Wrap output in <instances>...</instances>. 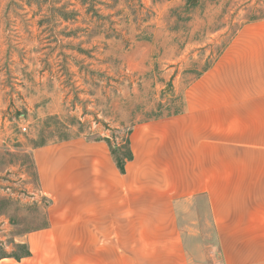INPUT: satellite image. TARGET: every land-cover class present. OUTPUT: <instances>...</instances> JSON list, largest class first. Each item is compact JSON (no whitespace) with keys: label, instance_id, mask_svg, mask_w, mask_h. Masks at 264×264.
Wrapping results in <instances>:
<instances>
[{"label":"rangeland","instance_id":"obj_1","mask_svg":"<svg viewBox=\"0 0 264 264\" xmlns=\"http://www.w3.org/2000/svg\"><path fill=\"white\" fill-rule=\"evenodd\" d=\"M255 53L264 54V0H0V261L116 260L112 246L149 243L141 234L155 225L170 237L154 243L181 244L190 264H264V229L204 196L177 204L166 223L98 220L86 236L80 221L51 240L61 252L22 258L27 233L48 225L33 149L107 154L103 140L122 146L136 123L229 101L252 81L264 87Z\"/></svg>","mask_w":264,"mask_h":264},{"label":"crops","instance_id":"obj_2","mask_svg":"<svg viewBox=\"0 0 264 264\" xmlns=\"http://www.w3.org/2000/svg\"><path fill=\"white\" fill-rule=\"evenodd\" d=\"M253 55L254 69H264V54ZM259 82L229 101L200 102L197 112L136 123L128 136L133 160L125 174L108 149V155L103 148H62L61 143L33 149L37 190L50 205L47 227L25 236L31 253L26 258L61 252L51 240L75 234L80 221L86 222V236L95 234L90 223L98 220L106 226L127 220L166 223L177 204L199 196L210 206L229 205L231 221L264 229L259 226L264 222V87ZM217 213L213 208L215 222L224 219ZM154 226L141 235L170 237L167 229ZM118 230L124 234L120 224ZM153 240L112 246L116 260L17 264H190L181 244Z\"/></svg>","mask_w":264,"mask_h":264},{"label":"trees","instance_id":"obj_3","mask_svg":"<svg viewBox=\"0 0 264 264\" xmlns=\"http://www.w3.org/2000/svg\"><path fill=\"white\" fill-rule=\"evenodd\" d=\"M109 149L111 159L120 174H125V165L133 160V155L129 147L128 135L122 146L111 145L109 139L103 140ZM29 252L26 249L22 258L29 257ZM19 259V258H15Z\"/></svg>","mask_w":264,"mask_h":264},{"label":"built area","instance_id":"obj_4","mask_svg":"<svg viewBox=\"0 0 264 264\" xmlns=\"http://www.w3.org/2000/svg\"><path fill=\"white\" fill-rule=\"evenodd\" d=\"M24 130V129H23Z\"/></svg>","mask_w":264,"mask_h":264}]
</instances>
